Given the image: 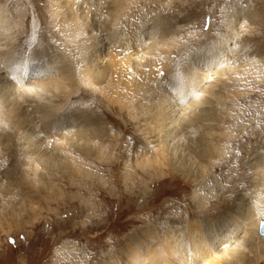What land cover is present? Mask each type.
I'll use <instances>...</instances> for the list:
<instances>
[{
	"label": "rangeland",
	"instance_id": "1",
	"mask_svg": "<svg viewBox=\"0 0 264 264\" xmlns=\"http://www.w3.org/2000/svg\"><path fill=\"white\" fill-rule=\"evenodd\" d=\"M147 1L150 2L146 3ZM147 1H141L140 6L152 11L155 14L153 17L161 21L159 26L152 28L156 30L154 41H160L155 50L168 62L161 68L164 75H156L161 83L167 82L168 79L173 78V75H180L176 72L181 70L180 65L183 64L184 59L187 60L191 50L219 41L222 36H224L222 38H230L225 34L227 30H222L218 25L222 19L223 9L231 5L233 9L231 16L235 12H240L239 17L243 18L240 23L249 17L256 18L264 11V0H203V7L200 5V0H188L187 6L185 0H173L171 5L163 0L162 3L155 0ZM81 2L84 0L78 1V4ZM17 3L19 8L25 6L27 10L26 22L22 34L11 46L10 55H19L26 49L28 45L26 40L30 34L33 37L36 35L32 40L33 49L34 46L38 49L45 47L49 41L51 42V35H54V39H57L59 44L62 43L58 35L52 34L55 31L51 26L49 30L45 0L8 1L6 7L8 13L12 14L13 21L17 18V14L19 15V12L14 13ZM112 5V0H101L99 9L108 10ZM90 8L92 3H83L79 9ZM140 8L142 7H131L127 12L134 14L135 10ZM201 13L205 16L212 14V23L206 31H201L198 26L192 27L198 24ZM142 14L144 18L147 17L146 11ZM35 21H37L36 31L32 34ZM262 39L264 37L258 35L254 42L244 38L232 40L238 50L235 49V52L239 55L235 67L250 70L262 68V80H250L248 84H241L233 71L212 76L210 72L219 68L211 63L205 69L206 82L212 83L215 92L243 87H250V91L235 97L231 102L221 103V107L229 108V114L224 110L220 114L219 109L212 114L214 116L212 119L206 116L204 119L199 118L192 122L189 126L195 129V131L192 129L194 135L180 131L174 133L173 128L166 129L164 134L158 137L159 143L163 145L162 157L148 150L147 144L152 139L145 136L147 128L144 126L143 118L132 120L125 111H120L117 106L108 105L99 95L91 93L86 88H79L76 96L70 99L72 105L83 103L84 105H81L89 116V122H94L95 126L103 123L104 127L106 126L105 135H107L103 138L105 140L108 137L106 144L118 143L114 147L115 161L110 165L107 162H98L94 157L86 158L93 163L94 168H98V170L90 168L93 170L90 175L98 171L100 175L98 180L96 177L87 178L86 175L77 173L72 165L64 170L63 156L51 142L39 149L46 155H52L59 168L44 171L45 177L38 179L37 184L34 183L32 169L37 162V156H29L23 150V138L33 134L35 122L30 119H27V123L18 118L7 119L4 112L6 106L0 105V185L2 184L0 186V264H102L109 259L122 256V248L126 242L144 233L152 237L149 239L150 242L148 241L149 249L159 254V239L166 233V229L173 227L182 230L180 228L193 224L197 219L206 223L211 219L223 218L235 210L232 204L236 201L241 204V199L247 196L244 195L246 193L247 198L250 196L254 198H248V214L254 212L257 216L254 217L255 226L249 228L253 239L252 248L241 264H264L262 239L264 233L259 231L264 198L258 200L254 197V190L251 188L254 182L253 175L242 157L251 152L252 145L264 140V56L260 55ZM170 41L178 46L170 43L168 46ZM153 44L154 42L148 44L145 50L151 56L149 47ZM229 45L230 42L228 47H231ZM133 47L132 50H138ZM30 49L32 47L26 51ZM233 62L232 58H227V64ZM202 64L204 67L205 63ZM76 65L77 61L71 67V71H76ZM255 65L257 68L261 66L260 69ZM52 77L47 76L42 80L49 82L47 80ZM243 77L241 81L247 79L246 74ZM158 80L155 82V90H168L169 83L161 86ZM188 103L187 101L186 104ZM33 104H28V107H33L34 114L31 115L36 121V117L39 116L35 112L36 104ZM216 105V103L211 104L212 111H215ZM71 107L67 105L64 113ZM43 111L49 114L47 108ZM138 127L145 137H140ZM224 128L232 129L231 132L236 137L232 150L239 152L237 158L240 160L234 162L229 158L226 163L220 161L214 166L208 164L205 166V175H198V179L196 174L189 176L187 173H181L179 166L186 165L188 158L197 156L196 151L200 149L201 143H204L203 140L206 138L203 136L210 133V138L216 139ZM95 129L94 132L99 131L100 135L101 128ZM61 133V130L57 131V134L61 135ZM117 133L120 134L119 141L114 138ZM171 144H174L175 156L170 150L164 152ZM134 150L140 153L139 159L147 152V155L155 156L163 162V166H159L150 179L139 169L132 170L137 175L132 176L123 166V160ZM24 161L29 165L26 170L23 168ZM101 181L106 185L100 184ZM200 200L205 201L206 204L202 211L199 209ZM67 244L72 247V251L66 256H57L60 247ZM210 264L225 263L216 260Z\"/></svg>",
	"mask_w": 264,
	"mask_h": 264
},
{
	"label": "bare ground",
	"instance_id": "2",
	"mask_svg": "<svg viewBox=\"0 0 264 264\" xmlns=\"http://www.w3.org/2000/svg\"><path fill=\"white\" fill-rule=\"evenodd\" d=\"M8 1L11 0H0V105L6 106L4 112L7 119L18 118L24 123L30 119L35 122L33 125L35 135H26L23 138V150L29 156H37V162L32 169V181L36 184L38 179L45 177L44 171L59 168L52 155H46L39 149L47 143L53 142L55 148L62 154L64 170L72 165L77 173L86 175L87 178L91 176L98 180L100 175L96 167L97 173L90 175L93 172L90 168L94 165L86 158L94 157L96 161L107 162L109 165L115 161L114 147L118 143L106 144L108 137L103 139L107 135L104 123L103 125L100 123L99 126H95L94 122L90 123L89 116L82 107L84 104L72 105L70 102L79 88H86L91 93L99 95L108 105L117 106L120 111H125L132 120L143 118L144 126L147 128L145 136L152 139L147 144L148 150L162 157L163 145L159 143L158 137L163 135L166 129L173 128L174 133L180 131L194 135L195 129L189 126L192 122L206 116L212 119L214 117L212 114L219 109L220 114L223 110L229 114V108L221 107V103L231 102L235 97L250 91V87H243L215 92L212 83L206 82L205 69L211 63L219 68L210 72L212 76L233 71L241 84L263 78L261 66L258 67L260 70L235 67L239 60V55L235 52L236 44L232 42L235 39L230 36L229 40V37L222 36L219 41L191 50L187 60L182 59L183 64L180 66L183 71L179 69L180 71L176 72L180 75H173V78L161 83L156 76L158 75L156 70H161L168 62L155 50L160 41H154L156 30L152 28L159 26L161 21L153 17L155 14L152 11L144 9L139 4L147 0H112V8L108 10L99 9L101 0H84L79 4L78 1L81 0H45L49 30L51 26L55 31L52 34L58 35L62 43L59 44L54 35H51V42L49 41L45 47L38 49L34 46L33 49L32 40L36 35L33 37L30 34L26 40L28 42L26 49L19 55H10L11 46L23 32L27 10L25 6L19 8L18 3L15 4L14 13L19 12V15L17 14L13 21L12 14L7 11ZM83 3H92V8L79 9ZM131 7L142 8L136 9L134 14H128V8ZM143 11H146V18L142 14ZM239 13L235 12L231 16L233 25L237 26L243 19L239 17ZM36 25L37 21L33 24L32 34L36 31ZM151 42H154L149 47L152 56L145 52L146 46ZM229 42L231 47H228ZM169 43L178 46L172 41L168 42V46ZM132 45L138 50H132ZM31 47L32 49L26 51ZM228 57L234 60L232 64H227ZM76 61V71H71ZM202 63H205L204 67ZM244 74L247 75V79L241 81ZM47 76L53 77L47 80L49 82H44L42 79ZM156 80L161 86L169 83L168 90H155ZM30 103L36 104L34 108L39 116L36 117L35 114L36 121L31 115L33 107H28ZM213 103L217 104L215 111H212ZM67 105L72 107L64 113ZM44 108H47L49 114L43 111ZM95 128H101L100 135L98 130L94 132ZM59 130L62 131L61 135L57 134ZM231 130L224 128L216 139H211L210 133L203 136L206 138L196 151L197 156L188 158L186 165L179 166V171L189 176L196 174L198 179V175H205V166L208 164L214 166L217 161L226 163L229 158L236 162L237 154L232 150L236 137ZM138 131L142 138L143 131H140L139 127ZM101 136L103 137L100 140ZM119 137V133L114 136L118 141ZM174 149V144H171L164 152L170 150L175 156ZM250 153L242 157L253 175L254 182L251 188L254 190V197L261 200L264 198V140L252 145ZM139 154L137 150L127 154L123 166L132 176H137L132 170L139 169L150 179L155 170L163 166V162L155 156L147 155V152L139 159ZM28 167L27 161H24V170ZM100 184L105 183L101 181ZM244 195L248 196L247 193ZM247 196L241 199V204L238 201L232 204L235 210L223 218L211 219L206 223L197 219L193 224L180 228L182 230L173 227L166 229V233L159 239V254L149 249V239L152 237L144 233L126 242L122 248V256L109 259L102 264H210L216 260L225 264H241L250 254L253 239L249 228L255 226L254 217L257 216L254 212L248 214V198H254ZM256 199L255 201H258ZM199 206L202 211L206 206L205 201L200 200ZM146 235L147 237L143 239ZM71 251L70 245H63L56 255L66 256Z\"/></svg>",
	"mask_w": 264,
	"mask_h": 264
},
{
	"label": "snow or ice",
	"instance_id": "3",
	"mask_svg": "<svg viewBox=\"0 0 264 264\" xmlns=\"http://www.w3.org/2000/svg\"><path fill=\"white\" fill-rule=\"evenodd\" d=\"M166 2L168 5H171L173 3V0H166ZM187 4H188V0H185V5L187 6ZM200 5L201 7L204 6L203 0H200ZM232 12L233 9L231 5L223 9L222 19L218 22V25L222 28V30L224 29L227 30L225 34L232 36L235 40H240L241 38H244V39H251L253 42L256 40L258 35L260 37H264V11H262L259 14V16L256 18L249 17L248 19H245L243 23H238V26L233 25L232 23V19H231ZM211 15L212 14L209 13L207 16H205V14L201 13L200 18L198 20V24L193 25L192 27L195 28L198 26L201 31H206L212 23ZM260 43L262 49L260 55L264 56V39H262ZM156 71L158 75L161 76L164 75V73L160 69H157ZM196 98L199 99V96H197ZM225 154L227 155L228 153ZM236 154L239 155V152H237ZM229 163H231V161H229ZM261 216L264 217V211L261 212ZM259 231L261 233H264V218H261L259 221Z\"/></svg>",
	"mask_w": 264,
	"mask_h": 264
}]
</instances>
